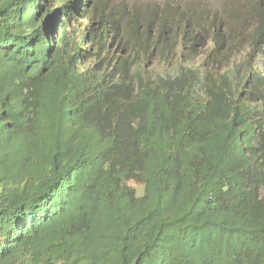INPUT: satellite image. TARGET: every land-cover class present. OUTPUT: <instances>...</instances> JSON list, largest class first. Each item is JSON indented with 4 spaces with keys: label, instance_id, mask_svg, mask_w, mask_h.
<instances>
[{
    "label": "trees",
    "instance_id": "obj_1",
    "mask_svg": "<svg viewBox=\"0 0 264 264\" xmlns=\"http://www.w3.org/2000/svg\"><path fill=\"white\" fill-rule=\"evenodd\" d=\"M130 15L0 0V264H264L263 1Z\"/></svg>",
    "mask_w": 264,
    "mask_h": 264
},
{
    "label": "rangeland",
    "instance_id": "obj_2",
    "mask_svg": "<svg viewBox=\"0 0 264 264\" xmlns=\"http://www.w3.org/2000/svg\"><path fill=\"white\" fill-rule=\"evenodd\" d=\"M113 1L116 5L122 4L125 7H127V12L131 14L130 17L127 18L128 21L131 19V16L136 12H139V15H141V13L143 12H145L146 15L155 13L158 16H162L164 13L170 12L174 14L176 24H178V22H180L181 20L180 16H182L186 10H190L191 8L194 7L199 10L200 9L208 10L209 15H211V17H213V15L215 16L216 14H219L223 18H226L228 21L229 20L233 21L232 24H234L235 26H237L238 24V26L241 27L243 24L242 23L243 18L246 25H248L251 19L254 17V13L256 12V5L258 4V2L263 1L264 3V0H113ZM239 15H242L244 17L241 18L240 22L237 23L236 19H238ZM176 27L177 25L175 26V28ZM129 183L135 188L138 196H142L144 194V184L142 182L130 181Z\"/></svg>",
    "mask_w": 264,
    "mask_h": 264
}]
</instances>
